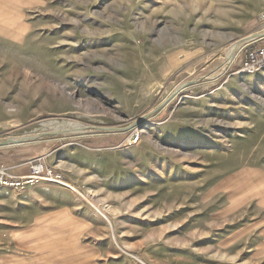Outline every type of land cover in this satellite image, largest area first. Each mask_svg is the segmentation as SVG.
I'll use <instances>...</instances> for the list:
<instances>
[{"label": "rangeland", "instance_id": "374dc122", "mask_svg": "<svg viewBox=\"0 0 264 264\" xmlns=\"http://www.w3.org/2000/svg\"><path fill=\"white\" fill-rule=\"evenodd\" d=\"M263 12L264 0H32L26 29L4 24L0 138L39 136L0 155H42L76 190L0 191L31 210L19 223L22 207L1 204L2 234L41 228L0 236V262L53 258L43 245L63 235L86 263L94 247L133 264L237 262L234 231L264 219V69L236 75L247 43L234 42L261 30ZM73 126L89 132L53 134Z\"/></svg>", "mask_w": 264, "mask_h": 264}, {"label": "crops", "instance_id": "0c3cea01", "mask_svg": "<svg viewBox=\"0 0 264 264\" xmlns=\"http://www.w3.org/2000/svg\"><path fill=\"white\" fill-rule=\"evenodd\" d=\"M32 6V0H0V28L4 26V24L8 23L12 26L15 24L21 25L24 29L26 27L24 26L23 22V11L24 9ZM0 37L2 38H11L7 37L1 34ZM262 44L264 45V40L262 41ZM26 153H23L19 150H13L8 151L7 155H0V167L4 166L6 167L10 172L16 175H27L30 172V166L33 162L39 160L40 158L45 160V158H42V155L40 156H30L25 155ZM29 187H35V186H29ZM28 187V188H29ZM40 188H43L42 186H38ZM26 188V190L28 189ZM37 188V187H36ZM24 190V192L26 191ZM4 192V191H3ZM7 194L6 192H4ZM29 193V192H28ZM10 194V193H9ZM30 194V193H29ZM26 196V195H25ZM29 197V196H28ZM11 198H7L5 200H0V207H2L4 202L11 206H20L22 209L17 210L13 212L16 215V218H19L24 223L26 220V214L28 213L29 217L31 214V210L26 211L24 210V207L27 206V204L23 203L19 205V201ZM23 202V201H22ZM54 218V217H51ZM31 219V217H30ZM29 219V222L31 220ZM39 221V219H36ZM41 221H49V217H44V219H40ZM40 221V222H41ZM52 221H55V219H52ZM40 226H24V227H14L12 230H6L4 231L5 234H2V227L0 226V236H9L16 237V238H22V237H39L40 234L38 231H40ZM50 230V229H48ZM58 231L51 230V232ZM55 233V232H54ZM54 233L51 236H54ZM49 236V234H48ZM69 237L68 235H63L62 239H59L57 242H50L49 244L43 245L45 248L50 247V252L55 254L53 258H48L49 256H46V249H42V256L40 257V262H19V261H13V260H5L0 262V264H133L131 260L126 258H118L115 260L103 258L98 259L97 254H101L100 251H98V248H90V252L94 254V256L90 259L89 262H83L80 254L82 253V249L80 246L72 243L70 239L65 238ZM19 242L24 243V241L19 240L18 245H21ZM242 243H245V246L242 247ZM34 245V243H33ZM41 246V245H40ZM43 247V248H44ZM244 248V249H242ZM247 248V249H246ZM49 250V248H47ZM248 250L247 252L251 255V258L248 263L243 264H259L260 260H264V219H257L256 221H252L251 224L246 225L242 228H238V230H235L233 233V246L231 248L230 252L233 254L234 260L237 259V262H233V264H242L240 262V255L242 254V251ZM113 253V251H112ZM177 254H187V252H177L175 251V255ZM190 254V253H189ZM195 254V253H193ZM191 258H184L186 260L185 262H182L181 258L173 257L169 260L171 263L168 264H203L202 257H198L193 255ZM238 255V257H237ZM47 260V261H43ZM99 260V261H98ZM222 261V260H220ZM216 261L214 264H224V261L220 262ZM155 264V263H152ZM204 264H209L208 261L204 262Z\"/></svg>", "mask_w": 264, "mask_h": 264}, {"label": "built area", "instance_id": "2783aa9c", "mask_svg": "<svg viewBox=\"0 0 264 264\" xmlns=\"http://www.w3.org/2000/svg\"><path fill=\"white\" fill-rule=\"evenodd\" d=\"M262 28L264 31V12L261 13ZM259 31V32H260ZM264 35L248 41L247 44L239 51L235 60L240 59V66L235 74L241 77L258 74L264 69V45L262 41ZM234 60V61H235ZM140 136L137 133L132 134L131 144L137 143ZM69 179L61 171L56 170L53 166L48 165L44 160L39 159L30 166V172L27 175H16L10 172L6 167H0V191L9 193H21L29 186H41L43 184H56L64 189L75 191Z\"/></svg>", "mask_w": 264, "mask_h": 264}, {"label": "bare ground", "instance_id": "6f19581e", "mask_svg": "<svg viewBox=\"0 0 264 264\" xmlns=\"http://www.w3.org/2000/svg\"><path fill=\"white\" fill-rule=\"evenodd\" d=\"M263 33H264V31H263ZM263 33H261V32H255V33H251V34L245 35L241 39H239L236 42H234L236 49L239 51L241 49V47L245 43H247L248 41H251V40H254V39L260 37V35H264ZM232 51H233V48H228V57L229 58H228V62L226 63V66H225V68L223 69L222 72L226 71L228 69V67L230 66V64L232 63V61L234 60L235 55L233 54ZM212 79H214V78H212ZM54 122L56 123L57 121H54ZM78 127L79 126H73L71 128H67V129H64V130L62 129V130H59L57 132H60V134H62V133H65V134H67V133L84 134V133H88L89 132V131L80 132V131H78ZM113 129H115V128H109L108 130H113ZM38 136L39 135H31V134H24V135H21V136L9 135V136H7V137H5L3 139L0 138V147L1 146H8V145L19 144L21 142H27V141H30V140L38 137Z\"/></svg>", "mask_w": 264, "mask_h": 264}, {"label": "water", "instance_id": "95a60500", "mask_svg": "<svg viewBox=\"0 0 264 264\" xmlns=\"http://www.w3.org/2000/svg\"><path fill=\"white\" fill-rule=\"evenodd\" d=\"M196 82H198V80ZM57 131L59 130H56L53 134H60V132H57ZM1 147H4V146H1Z\"/></svg>", "mask_w": 264, "mask_h": 264}]
</instances>
